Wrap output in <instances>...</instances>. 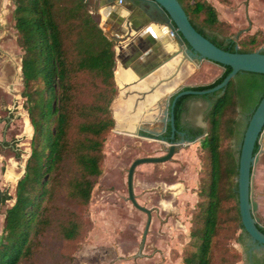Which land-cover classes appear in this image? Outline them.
Listing matches in <instances>:
<instances>
[{
	"label": "trees",
	"instance_id": "1",
	"mask_svg": "<svg viewBox=\"0 0 264 264\" xmlns=\"http://www.w3.org/2000/svg\"><path fill=\"white\" fill-rule=\"evenodd\" d=\"M15 26L24 49L25 106L34 126L32 151L7 208L0 236V264H70L90 224L88 206L104 170L105 142L115 126V41L101 20L77 0H14ZM193 25L218 46L258 50L264 32L247 37L230 30L209 0H180ZM235 82L213 99L200 140L198 201L192 216V246L181 264H236L242 252L237 203L239 105ZM184 104L181 105V114ZM261 148L257 141L255 152ZM8 196L2 195V199ZM264 231V226H260ZM61 241L58 248L52 241Z\"/></svg>",
	"mask_w": 264,
	"mask_h": 264
},
{
	"label": "water",
	"instance_id": "2",
	"mask_svg": "<svg viewBox=\"0 0 264 264\" xmlns=\"http://www.w3.org/2000/svg\"><path fill=\"white\" fill-rule=\"evenodd\" d=\"M77 1L92 11L91 0ZM100 7L109 8L101 26L115 41L120 66L119 76L118 67L115 70L120 86L115 120L122 134L155 144L156 151L164 154L138 156L128 170L129 199L148 214L141 248L152 212L139 202L135 192L137 166L186 154V145L197 143V138L179 132L181 117L189 119V115H181V105L199 99L209 122V99H221L223 88L236 82L246 96L237 134L242 248L246 264H264V231L253 195V173L262 151L255 152V147L264 132V48L239 52L218 46L193 25L180 0H100ZM125 10L130 12L126 24L120 14ZM33 132L32 124L31 136ZM31 151L32 147L29 156ZM25 170L26 164L23 174Z\"/></svg>",
	"mask_w": 264,
	"mask_h": 264
},
{
	"label": "rangeland",
	"instance_id": "3",
	"mask_svg": "<svg viewBox=\"0 0 264 264\" xmlns=\"http://www.w3.org/2000/svg\"><path fill=\"white\" fill-rule=\"evenodd\" d=\"M209 1L217 7L219 17L231 24L232 33L247 37L258 29L264 32V0ZM15 7L14 0H0V105L3 110L12 108L9 114L13 117L5 136L4 123L0 124V236L6 210L15 201L18 182L7 179L8 170L15 163V170L19 174L17 179L23 176L34 133L32 136L28 133L29 113L23 105L25 98L21 94L24 86L20 63L24 49L15 26ZM94 7L92 1V12L102 22L104 13L96 11ZM260 48H264V41ZM119 99L120 86L117 83V93L112 102L113 115ZM6 105L10 107L5 109ZM193 106L199 117L206 111L199 99L193 101ZM242 114L240 110L238 126ZM260 142L262 151L253 173V195L259 203L257 214L264 225V132ZM148 144L122 134L115 120V126L105 142L104 170L93 189L88 206L91 219L89 228L77 242L74 260L70 264H181L184 249L192 246L190 228L199 199L200 141L186 146V154H179L181 159L137 166L134 186L139 202L148 207L158 204L161 199L168 202L167 206L158 204L159 209L153 207V220L144 247L141 248L147 213L129 199L128 170L136 157L146 155ZM232 145L237 150V134L232 139ZM176 170L178 174L173 173ZM175 182L181 184L166 190L167 183ZM2 195L8 197L2 199ZM51 243L58 248L65 247L61 241L53 240ZM233 246L243 254L242 239L234 240ZM58 252L46 255L41 259V264H52L59 256ZM236 264H246L244 254Z\"/></svg>",
	"mask_w": 264,
	"mask_h": 264
},
{
	"label": "flooded vegetation",
	"instance_id": "4",
	"mask_svg": "<svg viewBox=\"0 0 264 264\" xmlns=\"http://www.w3.org/2000/svg\"><path fill=\"white\" fill-rule=\"evenodd\" d=\"M92 1H94L95 10L98 11V12L102 11L101 10L102 8L100 7V0H91L90 4H91ZM0 28H2L1 24H0ZM1 46H2V42L0 41V47ZM0 56H1V54H0ZM23 86H24V84H23ZM238 87H239V85H238ZM21 94L25 98V101H24L23 105L26 108V106H25L26 97L23 94V90H22ZM242 100H243L242 103H240V105H239V110L244 111L246 109V96H245V94H244V97L242 98ZM209 101H210V105L212 106L213 99H209ZM4 107H5V109H7L10 106L6 105ZM11 110H12V108H10V110H3V107H1V105H0V124L4 123V126H3L4 132H5L4 136L7 134L8 130L10 129V125L12 124V118L13 117H11L10 114H9V112H11ZM181 115H189V119L185 118V117H181L179 132L180 133H190L191 135H193V136H195L197 138V142L200 141L202 139V137L204 136L203 129L206 128V126H207V113H206V111L204 113H202L201 117H199L198 114L195 113V106H193V101H192V102L184 104V107H183ZM26 118H28V117H26ZM29 124H30V128H31L32 125H31L30 122H29ZM25 128H26V121H25ZM31 132H32V130L29 129L28 133H31ZM1 143H3V142H1ZM186 146H188V145H186ZM260 150H261V148H260ZM146 155L163 156L164 154L156 151V145L155 144L149 143L148 144V152L146 153ZM146 155H143V156H146ZM177 159H181L179 154H173L172 157L169 160H167V161H172L173 162V161H175ZM167 161H163V162H167ZM152 163H159V162H152ZM173 173L178 174V171L177 170L173 171ZM180 184L181 183H179V182H175V183H172V184L171 183H167L166 184V187H167L166 190L177 188ZM171 192H175V191H171ZM158 204H160V205H165L166 204V206H167L168 202L166 200H164V199H161L158 202ZM158 204H154L153 207H156V208L159 209L160 206ZM153 207H149L151 209V212H152V220H153V211H154ZM147 217H148V214H147ZM262 226H264V225H262Z\"/></svg>",
	"mask_w": 264,
	"mask_h": 264
},
{
	"label": "bare ground",
	"instance_id": "5",
	"mask_svg": "<svg viewBox=\"0 0 264 264\" xmlns=\"http://www.w3.org/2000/svg\"><path fill=\"white\" fill-rule=\"evenodd\" d=\"M3 1H4V0H3ZM108 10H109V8H102V12L104 13L105 16L107 15ZM14 62H15V61H14ZM13 65H14V64H13ZM12 67H13V66H12ZM13 68H14V67H13ZM13 73H14V72H13ZM119 74H120V69L118 70V76H119ZM116 101H117V100H116ZM114 117H115V110H114ZM117 127H118V126H117ZM29 129L32 130V126H31V128H30V124H29ZM24 163H25V161H24ZM15 167H17L16 164H12V165L9 167L8 174H7V179H8L9 181H16L17 178L19 177V174L16 172Z\"/></svg>",
	"mask_w": 264,
	"mask_h": 264
},
{
	"label": "crops",
	"instance_id": "6",
	"mask_svg": "<svg viewBox=\"0 0 264 264\" xmlns=\"http://www.w3.org/2000/svg\"><path fill=\"white\" fill-rule=\"evenodd\" d=\"M131 9H132V8H131ZM120 14L124 16V18H123V22H124V24H126V21H127L128 17H129L130 12H128V11L125 10V11H122ZM117 17H119V16H116V19H117ZM118 19H119V18H118ZM117 67H118V69L120 68V66H119L118 63H117V65H116V69H117ZM165 206H166V204H165Z\"/></svg>",
	"mask_w": 264,
	"mask_h": 264
}]
</instances>
